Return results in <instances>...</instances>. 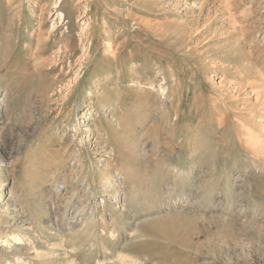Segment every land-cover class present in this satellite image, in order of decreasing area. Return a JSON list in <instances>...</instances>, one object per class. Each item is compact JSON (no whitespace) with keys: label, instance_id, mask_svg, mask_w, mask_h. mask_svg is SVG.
<instances>
[{"label":"rangeland","instance_id":"rangeland-1","mask_svg":"<svg viewBox=\"0 0 264 264\" xmlns=\"http://www.w3.org/2000/svg\"><path fill=\"white\" fill-rule=\"evenodd\" d=\"M122 254L264 264V0H0V264Z\"/></svg>","mask_w":264,"mask_h":264},{"label":"bare ground","instance_id":"bare-ground-1","mask_svg":"<svg viewBox=\"0 0 264 264\" xmlns=\"http://www.w3.org/2000/svg\"><path fill=\"white\" fill-rule=\"evenodd\" d=\"M70 203H71V202H70ZM68 206H69V205H68ZM122 209H123V208H122ZM85 210H86V209H85ZM78 214H79V213H78ZM92 218H93V217H92ZM75 220H76V219H75ZM75 220H74V221H75ZM84 220H85V219H84ZM88 220H89V218L87 219V221H88ZM79 221H80V220H79ZM85 221H86V220H85ZM84 223H86V222H83V224H84ZM91 224H92V223H91ZM69 226H70V225H69ZM81 226H82V225H81ZM90 226H91V225H90ZM91 227H92V226H91ZM97 227H98V226H97ZM62 228H63V227H62ZM82 228H83V227H82ZM92 228H93V227H92ZM85 229H86V228H85ZM85 229H84V230H85ZM74 231H75V230H74ZM74 231H72V232H74ZM80 231H81V230H80ZM91 231H92V230H91ZM87 232H88V230H87ZM87 232H86V234H87ZM81 233H82V232H81ZM81 233H80V234H81ZM77 234H78V233H77ZM89 234H90V233H89ZM74 235H75V234H74ZM87 235H88V234H87ZM92 235H94V234H92ZM80 236H81V235H80ZM77 237H78V236H77ZM85 239H87V238H85ZM111 239H112V238H111ZM96 241H97V240H96ZM74 242H75V241H74ZM60 245H61V244H60ZM66 245H67V244H66ZM61 246H62V245H61ZM93 254H94V253H93ZM120 254H121V253H120ZM119 256H120V255H119ZM123 256H124V257H123ZM126 256H128V255H123V254H122V255L120 256V259H118L119 261H117V262H118V263H121V264H132L131 262H132L133 260H132L131 262H129V261L126 259V258H127ZM129 258H130V257H129ZM130 259H131V258H130ZM136 261H137V260H136ZM134 263H135V262H133V264H134ZM137 263H138V262H136V264H137ZM72 264H73V262H72Z\"/></svg>","mask_w":264,"mask_h":264}]
</instances>
